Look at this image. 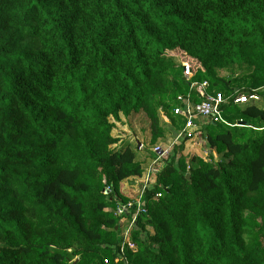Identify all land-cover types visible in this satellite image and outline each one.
Segmentation results:
<instances>
[{
	"label": "trees",
	"instance_id": "1",
	"mask_svg": "<svg viewBox=\"0 0 264 264\" xmlns=\"http://www.w3.org/2000/svg\"><path fill=\"white\" fill-rule=\"evenodd\" d=\"M191 82L231 126L206 124L208 160L186 135L154 153L126 262L264 264V107L230 102H264V0H0V264H125L113 211L148 168L112 131L142 114L155 147L162 114L181 132Z\"/></svg>",
	"mask_w": 264,
	"mask_h": 264
},
{
	"label": "built area",
	"instance_id": "2",
	"mask_svg": "<svg viewBox=\"0 0 264 264\" xmlns=\"http://www.w3.org/2000/svg\"><path fill=\"white\" fill-rule=\"evenodd\" d=\"M183 73L185 76L189 77L192 75L191 70L187 65L183 66ZM207 88V82H191L189 84V92L185 96H179L177 98L179 106L174 109V114L180 115L184 118L185 128L179 132L175 138L176 140H178L184 133L190 138V140H193V135H200L199 133L202 131V126L206 124H221L224 126H231L223 118V107L228 104V100H225L220 94H209ZM198 97H202V99L199 102H195L194 98ZM256 101H258V96L255 93H252L248 96L239 95L233 98L230 102L232 105H243L248 102ZM152 151L156 154L158 161L168 154V150L162 149L160 146H155ZM145 171L146 173L142 177L133 178L130 180L132 183L140 181L142 182L140 183L139 192L136 194L137 197H130L129 201L125 205H120L113 211L114 215L123 218L126 224L120 234L122 241L120 242L118 257L119 260L123 259L125 264H127L124 256L125 246L129 249L135 248V245L131 241L130 235L135 225L137 216L144 211V190L149 184L154 183V179L152 177L153 174L152 176L150 175V173H153V168L148 167V169Z\"/></svg>",
	"mask_w": 264,
	"mask_h": 264
},
{
	"label": "rangeland",
	"instance_id": "3",
	"mask_svg": "<svg viewBox=\"0 0 264 264\" xmlns=\"http://www.w3.org/2000/svg\"><path fill=\"white\" fill-rule=\"evenodd\" d=\"M176 55L173 56L172 54L171 55L169 53L167 54V56H172L175 62L179 64V61L182 59L181 56H178V54ZM227 75H228L227 72H221V76H227ZM255 104L258 107H264V102L259 98L258 101L255 102ZM243 106H239V107L241 108ZM227 114L232 115L238 119L240 117L239 108L230 107L227 110ZM120 119H121L120 122L115 123V127L112 131V136L118 140L116 145L112 146V148L118 149V148H123L126 145H129L133 150H135L136 160L139 162H143L142 163L143 168H148L149 165L156 158L155 154L152 152V149L154 147L149 143L150 134H149L148 121L142 114L133 115L130 116L129 118L120 117ZM160 121L163 128H166V132L163 139H160L156 143V146H160V148L168 150L169 153L172 150L173 146L179 140H181V138L184 137L185 133L182 134V136L178 140H176L175 138L180 131H176L170 128L168 126V122H167L168 120H166L162 114H160ZM206 133H207V126L204 125L202 126V131L199 133L200 135L198 134H197L198 136L193 135L194 137L193 140L189 139L184 143V149H186V152L183 150V152L185 153L183 155L185 156L186 160L189 159L191 156H199L202 159L208 160L207 155L210 152L208 151L207 144L203 142L204 139L203 136H205ZM212 154L215 160L217 161L220 160V157L218 155H215V153ZM165 157H167V155ZM164 158L162 157V159ZM154 168L160 170V165L156 163L153 166V170ZM140 183L142 182L140 181L136 183H129L127 181H124L122 183V191L125 192V194H129L131 198H136L137 197L136 194L139 192Z\"/></svg>",
	"mask_w": 264,
	"mask_h": 264
},
{
	"label": "water",
	"instance_id": "4",
	"mask_svg": "<svg viewBox=\"0 0 264 264\" xmlns=\"http://www.w3.org/2000/svg\"><path fill=\"white\" fill-rule=\"evenodd\" d=\"M245 124L244 123H241V126H244Z\"/></svg>",
	"mask_w": 264,
	"mask_h": 264
},
{
	"label": "crops",
	"instance_id": "5",
	"mask_svg": "<svg viewBox=\"0 0 264 264\" xmlns=\"http://www.w3.org/2000/svg\"><path fill=\"white\" fill-rule=\"evenodd\" d=\"M184 151L186 152V149H184ZM183 154H185V153L183 152Z\"/></svg>",
	"mask_w": 264,
	"mask_h": 264
}]
</instances>
